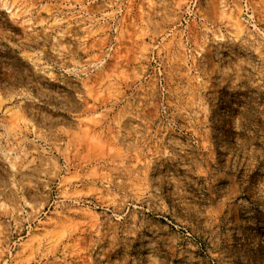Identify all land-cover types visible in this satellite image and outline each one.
Wrapping results in <instances>:
<instances>
[{"label": "rangeland", "instance_id": "rangeland-1", "mask_svg": "<svg viewBox=\"0 0 264 264\" xmlns=\"http://www.w3.org/2000/svg\"><path fill=\"white\" fill-rule=\"evenodd\" d=\"M0 264H264V0H0Z\"/></svg>", "mask_w": 264, "mask_h": 264}]
</instances>
